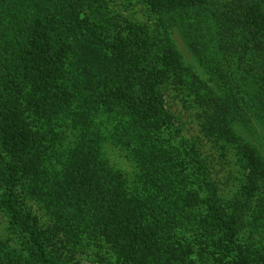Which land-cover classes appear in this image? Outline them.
<instances>
[{"label": "trees", "instance_id": "obj_1", "mask_svg": "<svg viewBox=\"0 0 264 264\" xmlns=\"http://www.w3.org/2000/svg\"><path fill=\"white\" fill-rule=\"evenodd\" d=\"M107 2L0 0V213L21 241L0 240V264H75L103 245L111 264H264V162L232 125L239 80L264 107V0H144L156 29H117ZM171 18L201 63L219 55L222 96L183 65ZM167 91L194 93L200 135L174 143ZM227 149L242 167L231 200L210 167Z\"/></svg>", "mask_w": 264, "mask_h": 264}, {"label": "rangeland", "instance_id": "obj_2", "mask_svg": "<svg viewBox=\"0 0 264 264\" xmlns=\"http://www.w3.org/2000/svg\"><path fill=\"white\" fill-rule=\"evenodd\" d=\"M107 6L110 9L108 16H114L112 22L116 24V28L125 27L126 21L128 19H133V21H138L147 24L151 29H156L158 21L156 16L147 8L144 0H108ZM179 19L171 18L169 26V34L171 42L174 44L177 52L183 62L184 66H188L195 71L200 79L205 80L207 87L201 86V91L205 90L207 92L222 96L224 94V88L222 85L215 80H211L210 76H213L209 70L212 65L213 57L218 58L219 55L214 52L205 51L207 53V61L201 63L189 47V40H194L190 35L187 34L188 26H179ZM203 34H197V39L203 40L204 42H211L210 36H203ZM213 47L212 44H209ZM203 57H206L202 55ZM211 58V59H210ZM248 79L239 80L241 84V91L237 95V99L240 103V107L236 110L234 119L232 120V125L234 131L242 143L249 144L258 154L259 157L264 162V107L256 100L253 96V88L248 87L251 84L248 83ZM248 84V85H247ZM188 95H182V98L175 96L173 93L167 91L166 99L168 100V107L176 116L175 127L172 128L175 141H180L184 139H192L196 135H200L198 118L196 117L197 107L195 95L193 92L189 91ZM185 99V100H184ZM202 107V106H201ZM179 131V133L177 132ZM180 143V142H178ZM177 143V144H178ZM211 144L206 143V148L211 149ZM105 150L111 161L118 167L123 169L128 176H132L135 171L134 164L129 161L123 152L119 150V147L106 143ZM229 150V149H227ZM210 152V150H207ZM233 149L226 152V158L219 157V155L214 153L212 157V162H210V167L212 170V177H216L220 181L222 187L221 196L225 200H231L232 195L242 181V167L238 166L239 163L234 162L236 160V155ZM234 162V163H233ZM190 168V166H189ZM24 203L30 207L29 211L34 210V213L39 217L43 213L39 210L38 206L35 204L34 199L24 198ZM254 204V201H252ZM7 219L0 213V240L9 242L12 247H19L21 241L18 240L13 233L7 229ZM215 257H219V250L215 249ZM70 261L75 262V264H111L113 261V256L109 252L106 246H95V247H83L77 252L69 253ZM211 264H216L217 262L210 259Z\"/></svg>", "mask_w": 264, "mask_h": 264}]
</instances>
